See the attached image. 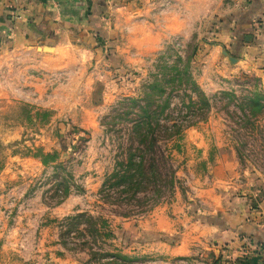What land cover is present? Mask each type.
Returning <instances> with one entry per match:
<instances>
[{"label":"rangeland","instance_id":"374dc122","mask_svg":"<svg viewBox=\"0 0 264 264\" xmlns=\"http://www.w3.org/2000/svg\"><path fill=\"white\" fill-rule=\"evenodd\" d=\"M188 6L147 3L137 20L112 16L106 32L98 40L81 39L82 46L67 39L55 49L23 46L0 35V264H218L201 246L185 256L167 254L163 243L180 232L173 227V234L159 235L157 214L164 210L176 220L187 202L197 213L205 205L201 188H211L232 198L251 195L249 211L264 216V114L247 124L220 95L206 120L180 138L162 140L178 179L171 197L130 212V206L104 202L100 193L127 137V122L114 123L113 109L139 95L162 71L157 65H174L177 56L189 60L208 96L223 90L242 95L253 84L245 75L264 88V76L249 67L215 66L208 55L218 21ZM47 153L57 156L44 164ZM78 213L106 219L113 236L94 240L84 223L81 232L68 226L67 218ZM105 252L129 258L100 255ZM259 252L264 264V249Z\"/></svg>","mask_w":264,"mask_h":264},{"label":"crops","instance_id":"0c3cea01","mask_svg":"<svg viewBox=\"0 0 264 264\" xmlns=\"http://www.w3.org/2000/svg\"><path fill=\"white\" fill-rule=\"evenodd\" d=\"M163 2L183 3L190 12H205L217 19L218 38L208 56L221 71L225 66L232 71L249 67L264 76V0H0V35L13 37L23 46L44 43L55 49L66 39L82 46L85 38L98 40L112 16L132 15L137 20L147 3ZM201 190L203 210L191 212L192 204H183L176 216L180 225L164 210L157 214L159 235L173 234V227L180 232L179 239L170 237L163 243L167 254L185 256L201 246L218 264H261L264 216L249 211L251 195L231 193L232 198L227 191ZM174 211L178 212L177 207Z\"/></svg>","mask_w":264,"mask_h":264},{"label":"trees","instance_id":"16d2710c","mask_svg":"<svg viewBox=\"0 0 264 264\" xmlns=\"http://www.w3.org/2000/svg\"><path fill=\"white\" fill-rule=\"evenodd\" d=\"M175 62L174 65H157L162 71L152 74L153 80L143 84L140 94L121 99L113 109L111 118L114 123L127 122V137L121 144L122 151L118 153L111 173L100 189L106 203L130 206V212H145L171 197L178 179L171 155L163 147L162 140L168 142L180 138L185 129L206 120L213 100L219 95L220 100L227 99L225 107L233 104L240 109L247 124L253 125L255 118L264 114V88L255 83L258 78L256 80L245 75V83L253 84L247 85L240 96L234 90H223L208 96L194 79L189 60L185 62L183 57L177 56ZM175 99L179 106L174 105ZM56 156L57 153H47L42 161L48 164L49 159L54 160ZM66 223L72 227L78 225L77 230L84 223L86 227L83 231L88 232L94 240L113 236L112 231L106 230V219L96 218L89 213L70 216ZM100 255L115 259L129 258L120 252Z\"/></svg>","mask_w":264,"mask_h":264},{"label":"built area","instance_id":"2783aa9c","mask_svg":"<svg viewBox=\"0 0 264 264\" xmlns=\"http://www.w3.org/2000/svg\"><path fill=\"white\" fill-rule=\"evenodd\" d=\"M262 262L264 263V255L262 256Z\"/></svg>","mask_w":264,"mask_h":264}]
</instances>
